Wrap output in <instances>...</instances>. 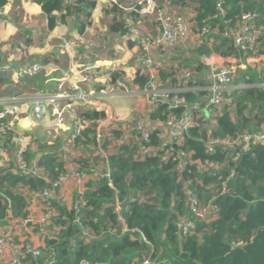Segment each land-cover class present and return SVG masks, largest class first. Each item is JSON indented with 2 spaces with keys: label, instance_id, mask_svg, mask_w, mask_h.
<instances>
[{
  "label": "trees",
  "instance_id": "1",
  "mask_svg": "<svg viewBox=\"0 0 264 264\" xmlns=\"http://www.w3.org/2000/svg\"><path fill=\"white\" fill-rule=\"evenodd\" d=\"M7 1L0 0V9ZM35 1L47 16L49 31L74 15L80 34L97 5L96 0ZM117 1L118 4L112 5L111 9L119 17L111 19L109 30L124 34L128 31L127 16L132 15L139 22L140 15L120 6H136L133 0L130 3ZM217 1L167 0L176 10L177 7L193 9L200 27L204 18L217 12ZM225 5L227 18L235 20L244 9H258L264 23V0H226ZM23 14L21 4L17 2L10 17L21 31ZM218 22L222 19L211 21V24ZM22 36L24 33H19L15 38ZM25 42L31 44L32 40L27 37ZM196 51L198 55L218 53L226 63L264 59V49L244 55L230 39L222 36L216 37L212 43L203 42ZM67 61L64 60V67ZM43 69L25 74L17 84L0 75V86L8 83L6 92L12 96L48 89L53 78ZM247 74L250 76L248 81L252 83L264 81V76L253 69H248ZM121 75L120 72H112L111 80L114 82ZM173 80V85L178 87L177 79ZM148 81L149 76L138 71L132 83L143 89ZM208 94L207 90L179 92L188 101H197ZM231 97L230 103L223 105L217 116L209 120L198 118L196 125L190 127L184 141L177 146L189 156L181 169L178 168V160L163 157V150L158 148L161 140L155 132L151 135L152 144L157 146L154 155L139 152L138 144L128 139L112 148H107L111 144L105 142L103 147L107 148L105 161L109 175L88 182L83 195L85 203L80 202L77 208L53 202L58 214L53 216L51 223L54 229L63 226L59 235L46 238V246L41 247L37 258L28 255L23 260L31 264L34 260L42 264L48 261L51 264H81L82 261L89 264H138L148 256L155 264H264V146L253 143L235 160L233 152L226 148L207 152L201 140L207 137L210 129L214 135L236 136L244 130L264 128L263 87L233 90ZM183 110V107L168 108V104L158 103L150 116L166 119L170 113L180 114ZM77 111L89 121V125L82 135L75 138L76 143L96 146V127L105 117V112L87 107H79ZM114 133L120 136L122 131L115 130ZM11 136L7 132L5 142H9ZM39 147L41 154L28 149L24 153L25 159L31 162L40 155L38 165L51 181L57 179L64 171L63 161L56 152L45 149L44 144ZM187 181L203 205L212 201L218 208L216 217L209 222L198 221L195 228L185 234L177 222L179 215L190 210L184 191ZM46 185L48 181L44 178L15 171L12 167L0 171V224L9 218L26 217L29 202L22 191L40 190ZM83 230L88 231L92 239H85Z\"/></svg>",
  "mask_w": 264,
  "mask_h": 264
},
{
  "label": "built area",
  "instance_id": "2",
  "mask_svg": "<svg viewBox=\"0 0 264 264\" xmlns=\"http://www.w3.org/2000/svg\"><path fill=\"white\" fill-rule=\"evenodd\" d=\"M99 1V0H98ZM108 5L118 4L117 0H103ZM136 6H124L128 12H136L140 17H148L158 25L157 33H145L140 23L128 15L126 27L128 31L123 34V38L133 43L139 48V55L135 60V67L141 74H147L149 81L145 88L140 89L133 84L136 76L131 78H117L111 81L108 88L101 90L102 94L113 93L116 89H136V92L144 97L147 104L140 109V115L134 123H121L120 117L109 112L100 119L96 127V138L98 142H110L111 146L123 144L127 139L138 144V151L143 154H155L157 146L152 144V133L155 132L161 140L158 148L163 150L164 158L178 160V168L181 169L189 160L186 151L179 149L190 127L196 125L198 118L208 119L217 116L223 105L230 103L233 90H243L251 86H260L264 88V81L252 83L248 81V69H253L257 74L264 76V59L259 60H239L232 63H217L211 60L219 56L218 53H212L210 56H202L203 61L208 63V67L202 72L195 69L182 66L177 67L174 71V79H177L179 86L176 88L164 85L160 75V65L164 64L165 53L170 46L187 41L195 30L198 31V40L195 45H201L203 42L212 43L216 37L222 36L230 39L238 50L244 55L257 49H264V23L261 22L263 16L258 9H244L235 20L227 18L228 8L226 0L217 1V12L208 15L203 19L204 24L200 27L195 19L196 13L193 9H185L178 12L167 0H138ZM222 19V22L211 24V21ZM43 65L34 62L25 65L19 70V74H33L39 71ZM137 71V72H138ZM104 74V70L97 64L87 65L80 73L74 88L81 89V84H91L97 81ZM244 79V80H243ZM237 80H240L238 83ZM194 84V85H193ZM57 89L63 91L65 79L57 81ZM184 90H207L208 95L197 101H188L185 97L179 95ZM82 92V91H81ZM91 92H82L78 94L80 104L90 106L93 104ZM144 95V96H143ZM158 103L168 104V108L183 107L180 114L170 113L166 119H153L150 112ZM70 111L73 119V133L68 139V144H74L75 138L82 135L83 130L89 125V121L81 117L72 103H66L64 107L51 102L44 104L36 101L32 108V116L36 121H44L50 115L56 117L55 128L60 126L64 120V110ZM26 112L18 101L8 102L0 109V140L5 138L6 133H11V139L18 144L17 165L13 170L31 175H37L48 181L43 189L35 191L23 190L28 200V214L23 218H16L19 225L34 230L42 238H55L59 235L63 226L52 228V218L58 214V208L53 205L56 202L61 205H67L70 208H77L82 202L85 203L84 193L88 188V182L104 175H109L107 171L98 172L94 177H89L90 172L86 169L78 171H63L57 179L50 180L44 169L38 165V155L33 161L28 162L24 153L27 151L28 135L19 131L16 126L17 122ZM212 124L215 122L212 120ZM115 130L122 131L120 136H116ZM32 137H30V141ZM203 145L207 152H216L219 148L231 150L235 160L241 156L244 151L250 149L253 143L264 146V128L249 131L244 130L238 135L219 136L214 135L211 129L207 137L202 139ZM3 141V140H2ZM6 167H11L0 158V171ZM220 168V166H218ZM217 167V168H218ZM74 182L73 193L70 195L64 191V185L68 181ZM189 181L186 182L184 191L187 194V207L189 212L179 215L177 225L181 232L187 233L195 228L198 221L209 222L216 217L218 206L210 201L209 204L203 205L193 191L188 187ZM76 195L78 196L76 198ZM34 202L42 204V210L38 213L32 210ZM120 203L118 204V210ZM126 228L124 229V231ZM82 236L90 240L92 236L88 231L83 230ZM8 250L14 252V256L9 259V264H23V259L31 255L37 258L41 254V247L35 244L24 242L19 247L15 245V234L13 229H7L0 224V262L4 260ZM46 264H51L50 261ZM81 264H89L82 261ZM138 264H155L148 256L143 258Z\"/></svg>",
  "mask_w": 264,
  "mask_h": 264
},
{
  "label": "crops",
  "instance_id": "3",
  "mask_svg": "<svg viewBox=\"0 0 264 264\" xmlns=\"http://www.w3.org/2000/svg\"><path fill=\"white\" fill-rule=\"evenodd\" d=\"M96 1L97 5L82 34L79 33L78 23H76L74 15L68 16L65 23H59L53 30L49 31L47 16L42 6L35 0H8L0 9V75L17 84L24 78L19 74L20 68L39 62L43 65L42 68H44L46 75L53 78L48 89H38L35 92L17 96L8 94L6 90L9 84L3 83L0 86V109L5 103L20 102L26 112L22 114L16 128L28 135L27 149L36 154H41L39 145L44 144L45 149L48 148L56 152L60 160L63 161L64 171L86 169V172L90 171L89 177L91 178L98 172L108 170L105 161L107 148L113 146L104 148V143L100 142L96 146L76 143V141L74 144H68V139L73 133V119L68 109L63 111L64 120L56 128L55 116L50 115L44 121L39 122L34 119L31 110L36 101L44 104L54 102L60 107H64L66 103H72L75 108L87 107L104 111L105 116L107 113L113 112L120 117L121 123H134L140 115L139 111L142 106L147 104L146 99L137 93L133 87L127 90L116 89L110 94L101 93V90L108 88L112 81V72H120L122 78L134 77L138 71L135 67V60L140 50L136 45L125 40L123 34L109 30L108 24L111 19L114 16H119L105 1ZM127 1L130 3L131 0ZM17 2H20L24 11L21 22L22 31L20 26L13 22L10 17ZM133 2L136 3L138 0H133ZM139 23L145 33L154 34L158 32L157 23L148 17H140ZM19 33H24V36L15 38ZM27 37L32 40L31 44L25 42ZM197 40L198 31L195 30L187 41L174 44L170 46L172 48L166 51L164 64L159 66L164 85L176 88L173 85V70L177 67L186 66L200 72L208 67V63L203 61L201 57L210 55H198L196 50L199 45H195ZM64 56L66 57L64 58ZM64 60H68L66 67H64ZM211 60L220 64L226 63L221 56L213 57ZM89 64L101 66L104 74L89 85L82 83L81 89L76 90L74 88L75 83L80 73ZM61 78L65 79L63 91H59L56 86L57 81ZM81 91L86 92V94L87 92L92 93L90 95L93 99L92 105L80 104L77 97L79 93H82ZM30 137H32L31 141ZM17 149L18 144L12 139L9 142H5V138L0 140V158L13 168L17 165ZM97 157L98 159H96ZM81 161L87 165L83 166ZM73 184L72 180L64 185V191L69 195L73 193ZM32 210L36 213L40 212L42 204L34 202ZM2 226L13 229L16 246L21 247L24 242L28 241L40 247L46 246V238L40 237L30 228L19 225L17 219L9 218L2 223ZM13 256L14 252L8 250L0 264H9V259ZM22 262L23 264H31L28 260ZM33 264L42 263L34 260Z\"/></svg>",
  "mask_w": 264,
  "mask_h": 264
},
{
  "label": "rangeland",
  "instance_id": "4",
  "mask_svg": "<svg viewBox=\"0 0 264 264\" xmlns=\"http://www.w3.org/2000/svg\"><path fill=\"white\" fill-rule=\"evenodd\" d=\"M177 11H178V12H182V10H181L180 8H178V7H177ZM237 82L239 83L240 80H237Z\"/></svg>",
  "mask_w": 264,
  "mask_h": 264
}]
</instances>
